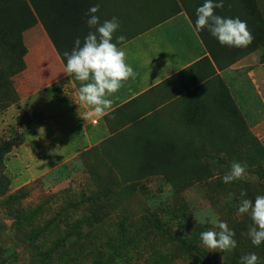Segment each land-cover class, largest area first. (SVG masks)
I'll use <instances>...</instances> for the list:
<instances>
[{"label":"rangeland","instance_id":"obj_1","mask_svg":"<svg viewBox=\"0 0 264 264\" xmlns=\"http://www.w3.org/2000/svg\"><path fill=\"white\" fill-rule=\"evenodd\" d=\"M184 1L193 5L195 0ZM223 3L227 9L245 10L248 29L264 44V0ZM1 52L0 80L9 79L12 86H1L0 81V142L10 140L13 145L0 158V174L5 175L0 183V263L199 264L180 243L194 238L214 264H240L226 260L228 252L209 251L200 233L218 231L213 224L217 220L234 231V223L245 219L246 226L234 237L242 244L238 259L255 253L264 264V244L253 246L246 234L250 217L237 215L241 200L264 195V54L252 67L258 93L252 100L238 102L228 87L216 96L211 88L205 90V102L211 103L205 112L163 111L143 119L146 113L137 108L115 112L106 118L107 139L81 146L75 158L15 187L58 161L44 153L42 166L23 154L25 149L42 151V144L30 141L39 120L20 103L24 78L12 75L17 65ZM136 141L137 151L131 147ZM136 154L141 164L127 166L126 159ZM16 155L23 159L15 162L22 171L9 169ZM153 158L169 166H145L144 160ZM233 161L247 166L246 175L225 184L222 178ZM132 171L135 174H128ZM36 180L42 187L23 190ZM81 192L102 194L107 216L99 223L76 204Z\"/></svg>","mask_w":264,"mask_h":264},{"label":"crops","instance_id":"obj_2","mask_svg":"<svg viewBox=\"0 0 264 264\" xmlns=\"http://www.w3.org/2000/svg\"><path fill=\"white\" fill-rule=\"evenodd\" d=\"M203 3L201 0V6ZM96 4L101 23L118 19L120 28L113 42L118 36L125 37L117 46L126 52V63L135 72L134 78L124 81L109 97L112 106L103 117L79 102L76 92L82 82L65 73L64 53H71L76 38L82 45L87 34L95 31L87 20L89 8ZM215 13L226 18L247 14L226 7L215 9ZM0 16L25 64L17 75L25 81V98L20 103L39 120L30 141L42 144V151L25 149L23 154L32 155L33 164L42 166L44 153L53 154L58 161L37 177L17 181L15 187L75 158L81 146L103 142L110 136L106 118L115 112L137 108L146 113L142 119L163 111L205 112L211 105L205 102V90L211 88L218 96L220 88L228 87L238 102L258 94L252 67L258 65L264 45L257 48L253 35L247 47L222 46L207 29L195 30L197 17L193 20L180 0H0ZM16 156L9 169L22 171L15 162L23 159ZM31 166L23 169L28 171Z\"/></svg>","mask_w":264,"mask_h":264},{"label":"clouds","instance_id":"obj_3","mask_svg":"<svg viewBox=\"0 0 264 264\" xmlns=\"http://www.w3.org/2000/svg\"><path fill=\"white\" fill-rule=\"evenodd\" d=\"M223 0H204L202 6L196 9L194 28L197 32L207 29L222 46L247 47L253 42V35L248 29L247 23L240 18H226L215 13V9H222ZM99 11V4L89 8L90 18L87 20L88 27L95 28L81 40L76 38L74 48L71 53L65 52L67 58L65 73L70 77L82 82V86L76 92L81 104L92 108L97 117L108 114L112 106L109 98L116 93L124 81L134 78L133 68L126 63V52L118 47L125 40L123 35L116 37L113 42L114 34L120 28L116 17L111 20L100 22L96 15ZM247 166L240 162L233 161L230 171L223 176L225 184L241 180L246 175ZM241 195H245L241 193ZM232 199L231 194L228 197ZM248 214L251 220L247 236L253 246L259 247L264 244V195H257L253 200L243 199L240 201L237 215ZM196 219V218H195ZM204 223L203 220L197 221ZM219 229L203 231L200 239L204 247L209 251L230 252L237 247L234 239L235 232L223 221H213ZM259 257L255 253L241 257V264H258Z\"/></svg>","mask_w":264,"mask_h":264},{"label":"trees","instance_id":"obj_4","mask_svg":"<svg viewBox=\"0 0 264 264\" xmlns=\"http://www.w3.org/2000/svg\"><path fill=\"white\" fill-rule=\"evenodd\" d=\"M180 2L182 3L183 7L188 11L190 16L194 20V18H196V17H194L192 15V12H193L194 8L201 6V0L193 1V5H187L186 1H184V0H180ZM189 6H192V7H189ZM223 7H226V4H224ZM237 17L241 18L242 20L247 18V16H244V15H240ZM256 45L257 46H263L264 44L256 42ZM257 48H259V47H257ZM0 49L2 50L1 55L3 54L6 58H8L10 60L11 63L13 62V63H16V65H17V69L15 72H13L12 75H17L25 69L24 61H23L17 47L15 46V44H14V42L10 36V33H9L4 21L2 20L1 16H0ZM2 71H3V69L0 68V72H2ZM0 81H1V86L7 87V88H10L12 86L9 79H7L6 81L2 79ZM137 143L138 142L136 141V142L132 143V145H131V147L132 148L134 147L136 151H137V146H138ZM12 145H13V143L10 140L0 142V158L4 154H7L10 152L9 148ZM140 162H141V157H138V155L136 154L135 156H130V158L126 159L125 164H127V166H129V167H134V166H138L139 164H141ZM144 164L147 167H149L151 165H153V166H161V165L169 166V163L162 162V160H160L159 158L145 159ZM57 171L58 170H55L54 174H56ZM128 174H130V175L135 174V172H133V171L128 172ZM145 176L146 175H143L142 177H145ZM3 181H5V175L0 174V183H2ZM40 187H42V181L36 180V181L26 185L23 188V190H25V192L28 193L30 190L39 189ZM101 198H102L101 193H97V194L91 193L90 195H88L85 192H81L80 200L78 202H76V204L78 206H81L84 213H89V215H92L93 218L97 221V223H99V221H101L105 216H107V214H105L103 212V210L105 208H104L103 203L100 201ZM102 215H103V217H102ZM244 220L245 219H242V221H238V222L234 223V227H233L234 232L238 233L244 229V225L246 226V224H247V222ZM180 243H181V245L184 246L185 251L192 258H194L197 263H199V264H214L213 262L210 261V257H207L206 253L202 250L201 246L195 244L196 239H194V238H190V239L182 238L180 240ZM241 245L242 244L239 241H237V247L234 250L226 253L225 259L226 260L231 259L232 261H239V263L241 264V260L238 259L239 255H240L239 246H241ZM241 248H242V246H241ZM255 250H256V248H255ZM247 254L248 253H246V254L244 253V256ZM261 262H263V261H261ZM261 262L259 260L258 264H262ZM0 264H2V263H0Z\"/></svg>","mask_w":264,"mask_h":264}]
</instances>
